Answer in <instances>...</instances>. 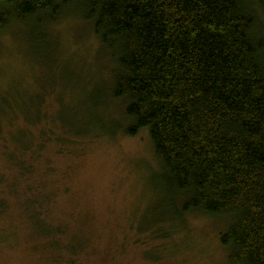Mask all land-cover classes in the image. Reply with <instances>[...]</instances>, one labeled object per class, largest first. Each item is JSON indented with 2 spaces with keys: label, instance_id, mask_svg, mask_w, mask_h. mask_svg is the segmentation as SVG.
Wrapping results in <instances>:
<instances>
[{
  "label": "trees",
  "instance_id": "16d2710c",
  "mask_svg": "<svg viewBox=\"0 0 264 264\" xmlns=\"http://www.w3.org/2000/svg\"><path fill=\"white\" fill-rule=\"evenodd\" d=\"M65 13L92 25L115 59L113 91L131 124L120 130L148 131L166 189L184 197L179 218H228L221 243L231 264H264V0H0V28L17 20L41 40ZM48 95L31 117L48 113L38 106ZM1 100L0 157L14 174L0 173V185L20 194L30 159L42 156L26 128L4 126L16 111ZM51 120L74 139L81 133ZM40 189L20 204L48 202Z\"/></svg>",
  "mask_w": 264,
  "mask_h": 264
},
{
  "label": "rangeland",
  "instance_id": "374dc122",
  "mask_svg": "<svg viewBox=\"0 0 264 264\" xmlns=\"http://www.w3.org/2000/svg\"><path fill=\"white\" fill-rule=\"evenodd\" d=\"M62 16L38 31L41 40L17 20L0 28V105L5 97L3 107L18 115L4 126L26 128L31 151L42 156L30 159L34 171L20 194L0 185V264H231L221 243L230 220L200 212L179 218L184 197L166 189L148 131L120 130L131 124L128 103L113 91L115 59L92 25ZM46 92L38 106L48 113L31 117ZM13 170L0 157V173ZM39 189L51 194L48 202L20 204Z\"/></svg>",
  "mask_w": 264,
  "mask_h": 264
}]
</instances>
